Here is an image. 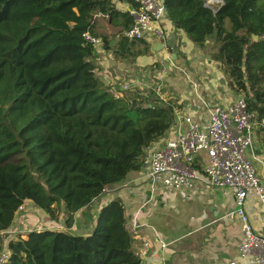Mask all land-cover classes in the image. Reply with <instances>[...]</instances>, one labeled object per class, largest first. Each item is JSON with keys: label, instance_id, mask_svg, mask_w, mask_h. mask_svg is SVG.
I'll return each mask as SVG.
<instances>
[{"label": "trees", "instance_id": "obj_1", "mask_svg": "<svg viewBox=\"0 0 264 264\" xmlns=\"http://www.w3.org/2000/svg\"><path fill=\"white\" fill-rule=\"evenodd\" d=\"M207 1L163 0L166 18L200 49L214 41L210 61L264 121V0ZM98 16L117 29L115 46L95 33ZM132 24L113 0H0V234L26 202L70 229L76 213L142 168L144 151L172 126L173 103L154 91L116 97L96 77L95 48L83 36L132 63L151 53L144 39L123 37ZM132 245L117 199L85 236H16L4 264H141Z\"/></svg>", "mask_w": 264, "mask_h": 264}, {"label": "crops", "instance_id": "obj_2", "mask_svg": "<svg viewBox=\"0 0 264 264\" xmlns=\"http://www.w3.org/2000/svg\"><path fill=\"white\" fill-rule=\"evenodd\" d=\"M113 2L124 12H129L132 8L131 2L128 1ZM102 22L111 31H103ZM165 27L168 39L174 36L176 53L165 48L158 53L151 52L147 56L138 57L131 63L114 59L111 51L103 50L99 44L95 47L92 62L96 66V77L113 92H121L124 86L128 88L125 95L160 91L161 100L173 103L176 107L170 129L162 139L152 143L144 151L142 168L128 174L118 185L106 188L88 208L76 213L70 229H64L63 217L56 223L49 220L38 208L34 211L41 212L48 224H58V230L85 236L91 232L92 222L99 211L118 199L124 205L126 228L133 238L132 250L140 257L141 264H211L237 260L242 236L240 225L235 219L225 218L234 209V198L230 191L212 189L201 181L196 182L189 193L182 190L156 191L152 196L149 191L148 155L161 147L166 140L174 138L178 130L180 131L177 117L191 116L195 121L205 123L210 106L226 107L239 97L226 86L220 67L210 61V53L217 48L212 39L207 40L204 48L200 49L194 46L183 32L174 31L169 21ZM116 31V28L109 25L107 17H97L95 33L106 36L111 47L117 42V38L113 37ZM148 60L153 61L155 65L153 68L158 69L154 77L159 80L160 85L153 88L144 79L145 75L150 74L143 71L148 66ZM221 80L224 81V85L220 83ZM263 128L264 124L256 128L253 144L247 153L248 158L252 159L262 186H264ZM202 160L203 156L200 155L195 162L201 166ZM150 197L152 200L146 207L139 209L142 201ZM27 204H24L25 207ZM24 205L23 211H27ZM245 210L254 233L264 238V204H261L254 195H250ZM22 212L16 213L12 226L7 230L12 235L13 232L28 235L32 231L28 233L25 231L27 224L37 223L35 220L32 221L30 215L21 214ZM14 237L11 236L12 239ZM144 244L148 247L145 254L141 255ZM161 245H165V248H161Z\"/></svg>", "mask_w": 264, "mask_h": 264}, {"label": "built area", "instance_id": "obj_3", "mask_svg": "<svg viewBox=\"0 0 264 264\" xmlns=\"http://www.w3.org/2000/svg\"><path fill=\"white\" fill-rule=\"evenodd\" d=\"M130 1L132 8L128 13L133 24L123 33V37L129 41L144 39L150 46L153 41L165 45L168 20L163 0ZM221 4L218 0H208L206 6ZM83 38L94 48L100 44L98 39L88 34ZM127 90L124 86L121 92ZM159 93L156 92V96L161 99ZM115 95L119 97L120 94L115 92ZM207 114L205 123H199L191 116L179 115L180 131L149 153V191L152 196L156 191L182 190L189 193L198 181L205 182L212 189L230 191L234 198V209L225 218L235 219L240 225L242 236L237 260L211 264H264V238L254 233L245 210L250 195L264 204V186L256 175L252 159L247 156L253 144V134L258 126H263L264 121H257L254 114L248 112L242 96L226 107L210 106ZM200 155L203 160L198 166L195 160ZM150 200L152 197L142 201L139 209L145 208ZM18 211L22 212L23 206ZM3 235L8 236L6 240ZM11 236L12 233L7 231L0 234V264L9 258L7 244ZM147 247V244L143 245L141 255L145 254ZM161 248H165V245H161Z\"/></svg>", "mask_w": 264, "mask_h": 264}, {"label": "rangeland", "instance_id": "obj_4", "mask_svg": "<svg viewBox=\"0 0 264 264\" xmlns=\"http://www.w3.org/2000/svg\"><path fill=\"white\" fill-rule=\"evenodd\" d=\"M101 27H102L103 31H105V30L111 31L110 28H106L104 22H102V26ZM225 28H226V30H229L230 27H229V23L228 22H225ZM147 63H148V66L143 71L150 72V74L148 76L145 75L146 77H144V79H146L151 84V87L153 88V87H155L157 85H160L159 80L154 77L155 73L157 72L156 70H158V69L153 68L155 66L153 64V61H149L148 60ZM149 64H152V65H149ZM27 203H30V202H26L25 204H27ZM24 207H25V205H24ZM35 208L36 207L32 206L31 203L27 204L26 207H25V209L27 211H23L21 213V214L26 213V214L30 215V218L32 217V221L33 220L37 221V223L34 222L32 224L31 223L27 224L28 227L25 230V231H27V233L30 232V231L34 232V231H39V230H44V229H51L53 231H61V230H58L59 229L58 228V224H56V223L55 224H50V223L48 224L46 222L47 221L46 218H43L45 216H43V214L41 212H39L38 210L34 211ZM17 213H20V212L18 211ZM13 235L15 236L14 238H16V236H18V233L17 232H13ZM7 237H8L7 235H3V239L6 240Z\"/></svg>", "mask_w": 264, "mask_h": 264}, {"label": "water", "instance_id": "obj_5", "mask_svg": "<svg viewBox=\"0 0 264 264\" xmlns=\"http://www.w3.org/2000/svg\"><path fill=\"white\" fill-rule=\"evenodd\" d=\"M165 48L172 50L173 53H176L177 47H176V41L173 35L167 40L165 45H162L161 43L153 41L150 46V50L152 53H158L164 50ZM220 83L224 85L223 80H221Z\"/></svg>", "mask_w": 264, "mask_h": 264}]
</instances>
